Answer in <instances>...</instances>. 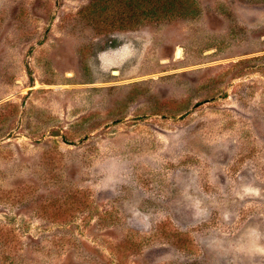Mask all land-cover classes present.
Instances as JSON below:
<instances>
[{
	"label": "rangeland",
	"instance_id": "1",
	"mask_svg": "<svg viewBox=\"0 0 264 264\" xmlns=\"http://www.w3.org/2000/svg\"><path fill=\"white\" fill-rule=\"evenodd\" d=\"M94 1L0 0V264H264V0Z\"/></svg>",
	"mask_w": 264,
	"mask_h": 264
},
{
	"label": "trees",
	"instance_id": "2",
	"mask_svg": "<svg viewBox=\"0 0 264 264\" xmlns=\"http://www.w3.org/2000/svg\"><path fill=\"white\" fill-rule=\"evenodd\" d=\"M101 4H110L104 16L110 17L109 29H133L148 20L181 18L193 12L189 0H96L90 4L93 12H100Z\"/></svg>",
	"mask_w": 264,
	"mask_h": 264
},
{
	"label": "water",
	"instance_id": "3",
	"mask_svg": "<svg viewBox=\"0 0 264 264\" xmlns=\"http://www.w3.org/2000/svg\"><path fill=\"white\" fill-rule=\"evenodd\" d=\"M176 56H177V54H176Z\"/></svg>",
	"mask_w": 264,
	"mask_h": 264
}]
</instances>
